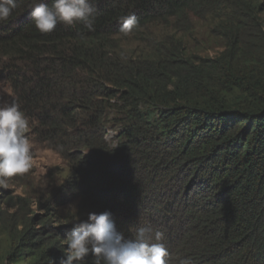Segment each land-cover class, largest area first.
<instances>
[{
	"label": "trees",
	"instance_id": "16d2710c",
	"mask_svg": "<svg viewBox=\"0 0 264 264\" xmlns=\"http://www.w3.org/2000/svg\"><path fill=\"white\" fill-rule=\"evenodd\" d=\"M33 3L0 23V78L64 166L16 196L20 175L0 178V264H59L73 224L106 210L126 238L163 232L168 264H264V0H93L94 30L49 33ZM197 22L217 51H189Z\"/></svg>",
	"mask_w": 264,
	"mask_h": 264
},
{
	"label": "clouds",
	"instance_id": "9594fccd",
	"mask_svg": "<svg viewBox=\"0 0 264 264\" xmlns=\"http://www.w3.org/2000/svg\"><path fill=\"white\" fill-rule=\"evenodd\" d=\"M17 7L18 0H0V23L8 21ZM96 15L93 0H51L50 5L34 0L31 8L35 27L42 33L52 32L60 23L77 22L94 30ZM138 28L134 13L120 18L119 32L124 36ZM29 130L30 121L15 99L0 103V178L24 174L32 167ZM163 238V232L149 226L139 227L135 239L126 238L117 230L111 211L90 212L87 220L76 221L65 234L59 264H88L89 256L91 264H168Z\"/></svg>",
	"mask_w": 264,
	"mask_h": 264
},
{
	"label": "rangeland",
	"instance_id": "374dc122",
	"mask_svg": "<svg viewBox=\"0 0 264 264\" xmlns=\"http://www.w3.org/2000/svg\"><path fill=\"white\" fill-rule=\"evenodd\" d=\"M208 24L203 22H197L193 25V34L197 37L195 43H191L189 51L195 52L196 55L199 54V50L205 47H212L214 51H217L216 47L219 46L220 40L212 36L208 32ZM9 95H12V89L7 84L6 81L0 78V103L8 102ZM33 152V163L32 167L28 172L24 174H19L20 178L18 180H12L7 184V189L10 194L16 196L20 194H26V189L28 190H40L41 187L46 185L49 172L55 167H63V159L53 150L48 149L45 146H37L36 149L32 143ZM29 176L28 181H32V185L28 186L27 179L24 176Z\"/></svg>",
	"mask_w": 264,
	"mask_h": 264
}]
</instances>
